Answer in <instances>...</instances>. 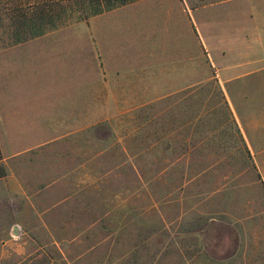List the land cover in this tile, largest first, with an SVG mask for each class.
I'll list each match as a JSON object with an SVG mask.
<instances>
[{
	"label": "rangeland",
	"instance_id": "obj_1",
	"mask_svg": "<svg viewBox=\"0 0 264 264\" xmlns=\"http://www.w3.org/2000/svg\"><path fill=\"white\" fill-rule=\"evenodd\" d=\"M8 1L0 0V177L10 168L27 190L7 210L37 248L27 264H195L207 259L203 248H221L202 245L217 239L264 264V70L228 83L232 74L220 72L243 63L246 1L188 0L199 10L186 30L184 17L175 23L135 0L14 44ZM10 46L27 51L7 54ZM101 57L123 69L187 60V91L141 101L119 86L117 102L101 103ZM57 110L65 117L44 145L7 164V116L26 118L20 142H39L31 121Z\"/></svg>",
	"mask_w": 264,
	"mask_h": 264
},
{
	"label": "crops",
	"instance_id": "obj_2",
	"mask_svg": "<svg viewBox=\"0 0 264 264\" xmlns=\"http://www.w3.org/2000/svg\"><path fill=\"white\" fill-rule=\"evenodd\" d=\"M139 1V0H137ZM142 1V0H141ZM153 2L156 9L163 10L165 17L173 22L179 23L181 19L185 18V27L189 20L194 21L193 15L198 13L199 7L189 8L188 0H149ZM229 1V0H228ZM236 1V0H235ZM246 7H248V21L249 27H247L246 33L243 36L244 40V58L243 63L235 60L233 65L228 66L227 69L220 72L232 74L231 77L224 79L223 82H239L243 77L255 76L257 73H261L264 70V0H245ZM135 2V1H134ZM133 3V2H132ZM126 5V4H125ZM192 30V26L189 25ZM187 32V31H186ZM18 51L19 54L27 51L22 46H10L7 47V54ZM236 54V55H235ZM234 59H237L239 53H234ZM11 57H9L10 59ZM7 63L11 62L12 58ZM17 60L19 57L16 58ZM102 59V57H101ZM22 60V59H21ZM103 60V59H102ZM151 63V60L149 61ZM243 70V71H242ZM242 71L241 73H239ZM9 71H7V74ZM195 77L198 79V70L195 71ZM187 60L185 62L175 61L173 64H160L159 66L148 64L144 67L123 69L114 62L107 63L104 60L101 65L98 66L97 78L99 79V101L102 103H108V101L117 102L120 96L118 92L119 86L131 87V89L139 91L141 101H157L163 99L166 94L171 93L172 87L176 89L174 92H181L182 87L184 91H187L189 85ZM193 78V74L191 75ZM124 78L123 85L121 80ZM203 79V67L200 70V80ZM263 81V80H262ZM194 84V83H191ZM198 84V81L196 82ZM91 85V84H90ZM90 86L85 82V97L93 95ZM170 87V88H167ZM178 87V88H177ZM75 99L73 98V104L71 105L69 100V106L67 107V119H70V113L72 118V125L74 127L75 120ZM64 113L57 110L53 113L51 121H43V114L36 117H40V120L31 121V127L33 133L40 132V141H33V145L30 143L20 142V134L26 133V118L7 116V164H11L13 157L18 155L21 151L36 148L44 145L43 134L55 133L54 127H57V123L60 117H63ZM65 117V114H64ZM20 118V119H19ZM70 123V120H68ZM70 124H68V127ZM20 133V134H19ZM19 150L18 152H16ZM7 175L0 177V264H27L34 260V252L37 250H30L31 242L28 238H25L22 233L17 230V227L7 223V210L11 212L10 200L13 197H27V190L22 184V180L11 169H8ZM8 207V208H7ZM17 225V224H16ZM18 226V225H17ZM10 230V233H9ZM212 245L220 246L221 248L204 249L203 252L207 259L204 261H196L195 264H250L244 259V254L238 255L236 249L224 248L231 245L237 246L238 243H231L228 240L217 239ZM30 244V245H29ZM232 251V252H231ZM242 250H239L241 254ZM203 254V255H204ZM240 259H237V257ZM192 264V263H189Z\"/></svg>",
	"mask_w": 264,
	"mask_h": 264
},
{
	"label": "trees",
	"instance_id": "obj_3",
	"mask_svg": "<svg viewBox=\"0 0 264 264\" xmlns=\"http://www.w3.org/2000/svg\"><path fill=\"white\" fill-rule=\"evenodd\" d=\"M135 0H9V38L12 44L42 34L67 19H86Z\"/></svg>",
	"mask_w": 264,
	"mask_h": 264
}]
</instances>
